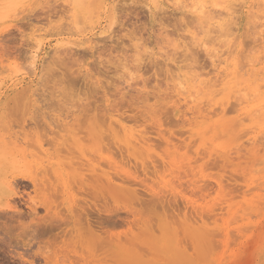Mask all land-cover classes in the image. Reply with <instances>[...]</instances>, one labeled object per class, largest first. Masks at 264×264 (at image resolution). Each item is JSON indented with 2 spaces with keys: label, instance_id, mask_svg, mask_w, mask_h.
<instances>
[{
  "label": "rangeland",
  "instance_id": "374dc122",
  "mask_svg": "<svg viewBox=\"0 0 264 264\" xmlns=\"http://www.w3.org/2000/svg\"><path fill=\"white\" fill-rule=\"evenodd\" d=\"M202 5L208 10L199 16L196 14V8ZM227 66L232 67L229 69L231 72L225 71ZM220 73L223 75H220L221 78ZM227 74H231L230 78ZM198 77L199 82L200 80L202 82L199 83L197 80L199 84L194 86L196 81H191ZM225 77L228 79L225 80ZM183 79L187 87L184 86ZM188 82L189 85L193 84L190 88ZM200 84L202 85L199 86ZM68 85L69 89L62 90V87ZM181 85L187 89L181 88ZM192 86L196 90H193ZM66 89L68 94L77 91L78 93L74 92V95H82L77 97L73 95L72 99V95H67ZM181 89L185 92H181ZM238 89H243L242 92L239 91L243 97L240 93L238 97ZM23 90L26 91V96ZM198 90L201 92L197 93ZM18 91H22L21 94L18 93L20 95H17ZM186 92L188 95L184 94ZM83 96L89 97L88 101L83 98V101L86 100L84 106L86 102L89 103L87 107H83L80 98ZM190 97L193 101L195 99L196 103L191 102ZM197 102L201 104L198 105ZM83 111L90 115L94 113V116L101 120L98 127L94 126L98 122L96 117L95 124L93 123L95 118L93 116L92 120L89 117L93 125L85 126L86 123L91 124L87 118L86 122L82 121L85 120L82 117L86 113ZM73 115H78L82 119L79 118L81 126L75 128V133L79 129L84 130L83 134L86 136L88 131L85 130L94 128L95 134L105 136L106 143L101 137L100 140L97 137L96 145L89 141L88 135L87 140H84L86 137L78 134L82 149H85L83 145H93L87 146L88 149L85 150L88 152L97 149L99 143L105 144L104 146L108 143L105 149L109 150L100 148L98 151L102 149L103 155H108L111 162L116 163L112 165L114 167L112 169L127 170L122 171L123 176L121 175L120 179L113 176L116 191L120 188V195L124 194L126 199L129 195L135 197L130 192L138 188L139 193L143 195L136 196L138 199L135 197L138 207L133 208L149 209V212L142 211L146 212L142 219L136 213L137 218L132 217L133 212L129 214L128 205L136 204L131 203L129 197L127 199L130 203L125 202L126 207L123 201L119 203L121 197L119 199L115 195L116 199L113 195L117 193H113L107 196L108 201H112L109 202L112 204V206L109 204V213L111 211L112 214L115 210H118V213L111 216L107 214L106 217L107 215L103 213L89 212L88 218L91 223L94 220L104 224L105 228H101L100 224L93 221L92 224L100 231L99 234L111 231L114 232L113 235L116 233L120 237L122 234L123 237L126 233L131 234L132 225L135 229L137 223H140V229L136 232L138 234L144 232L143 226L148 229V223L149 228L155 223L154 229L153 226L151 229L162 232L153 231L157 237L153 235L152 238L155 241L159 239L158 246L172 249L174 240L170 241L173 239L169 236L171 232L172 234L176 232L177 235L180 232L181 235L187 228V231L192 230L204 239L195 247L198 249L194 256L196 260L182 264H264V0H0V229L3 228L0 230V264H24L23 262L31 260L33 264H45L40 257L33 256L37 249L42 247V250L43 248L47 250L49 247L48 249L52 251L54 248L58 249L63 239L65 241L69 239V234H65V237H68L63 238L64 235L61 234V237L58 233L64 229L62 233L66 231L69 233L71 224L66 226L61 224L60 229L59 225L58 227L54 225V230L52 224L46 227L45 223L48 220L43 222L44 219H48L45 210L34 206L39 205L40 195L28 182H24L26 186L23 182H16L19 186L14 183L16 186L13 184L10 188L7 174L18 169V166L13 165L15 160L11 161L9 153L12 151H15L16 160L25 162V167L19 166L20 171L35 172L38 168L36 162L43 163L35 158L39 155L35 148L33 149L37 155L32 156L24 150L25 147L20 141H16L15 133L20 131L18 129L20 126L22 127L20 119L22 124L24 121L28 123L29 119L40 124L43 122L52 124L54 132L62 135L65 134L62 124H73L75 118ZM102 121H105L103 122L105 127ZM30 122L29 126L34 127ZM31 128L27 127L30 130ZM96 128L101 130L97 131ZM51 132L53 131L48 128L45 131L53 136ZM143 142L147 144L143 145ZM137 144L143 148L139 145L142 148L140 150ZM133 145L138 146L140 150V154L137 155L139 159L134 158L135 155L130 152V149L132 151L136 149ZM21 148L25 152L19 153L22 151ZM45 148L50 147L45 145ZM128 151L132 155L131 159ZM24 153L28 155L27 162L20 157ZM97 155L98 158L102 156ZM27 163L34 164L36 170H33L35 168H32V165L28 169ZM143 163L147 164L146 171H149L151 176L145 173L146 166ZM103 166L108 169L107 166ZM130 170L136 173L138 170L141 176L135 172V176H131ZM157 170L163 177L155 174ZM98 171L101 170H97L100 175ZM186 171L189 175L185 178L192 181L190 182L193 183L194 189L189 181L183 183L186 181L185 178L183 182L182 178H178L180 179L178 183L176 176L180 173V176L187 175ZM48 172L52 174L51 171ZM124 172H130L127 176L133 181L127 183ZM50 174L48 179L51 178L50 181L53 182L52 179L55 178L53 175L50 177ZM136 175L140 177L139 179L146 178L147 185L144 186V182L136 185L138 179ZM76 186L73 187L76 189L78 187ZM59 189V191L50 189L53 196L48 192L52 200L62 197L61 187ZM97 189H99L96 190V193L97 191L99 193L97 197H102L103 190ZM127 189L128 193L124 192ZM76 191H79L78 188ZM15 192L18 193V197L14 195ZM76 193L75 199L71 198L69 201L77 202L74 204L76 206L74 211L78 215L82 214V208L91 206L97 198ZM150 195L153 197H149ZM183 197L196 202V205H187V200ZM78 198L84 200L87 205L80 206L79 203L83 201ZM58 199L53 201L57 202ZM99 199L97 200L104 203L103 198ZM31 200L34 202L37 200V203L33 205ZM61 200H58L61 204L57 202L60 204L58 212L62 216H69L67 207ZM118 205L122 207L119 208L120 213ZM33 207L36 211L32 210ZM125 207L128 213L126 211L123 213ZM152 207L154 210H151ZM150 212H154L155 215ZM166 213L171 218L169 222L166 220L168 216ZM197 213L205 219L198 218ZM147 214L152 220L148 219ZM160 214L162 217L164 214V217L162 218ZM174 215L177 220L172 217ZM185 216L186 220L190 218L189 223ZM83 218L82 216L85 223L86 219ZM143 218L147 224H144ZM38 219L40 221H37ZM100 219L103 222H100ZM27 226L28 229L25 228ZM126 228L130 232H125ZM167 228L169 232L171 231L169 235L166 233ZM240 230L242 232H239ZM223 231L229 232L230 237L224 236ZM34 234H37L36 237L39 239L33 237ZM56 235L60 239L55 238ZM130 236L132 238V234ZM53 237V242L47 241ZM125 237L129 238V235ZM113 238L116 241L112 240V244L107 246L110 249L108 252L114 250L112 254L109 252L111 255L117 251L122 253V249L126 251L131 249L129 240L128 246L125 243L127 239L125 242L121 241V244L119 242L118 246L117 240L121 239H117L116 235ZM10 240L13 242L10 243ZM18 251H22L24 255ZM191 252L193 250L190 249L188 253ZM101 253L104 255L105 252L101 250L96 255ZM103 255L99 257L103 258ZM29 258L31 260H28ZM73 264H81V261L79 263L76 260Z\"/></svg>",
  "mask_w": 264,
  "mask_h": 264
},
{
  "label": "bare ground",
  "instance_id": "6f19581e",
  "mask_svg": "<svg viewBox=\"0 0 264 264\" xmlns=\"http://www.w3.org/2000/svg\"><path fill=\"white\" fill-rule=\"evenodd\" d=\"M231 1V0H230ZM70 3V2H69ZM151 3V2H150ZM71 6V5H70ZM197 7V6H196ZM207 8L205 7V5H202V6H200V7H198V8H196V14H198L199 16L200 15H204L206 12H207ZM248 10V9H247ZM250 11V10H249ZM248 16V15H247ZM250 16V15H249ZM230 68H232V67H230V66H227V68L225 69V71H230L231 72V70H229ZM235 69V68H234ZM236 70V69H235ZM224 71V72H225ZM232 71H233V69H232ZM223 74V73H222ZM225 74H226V72H225ZM232 74H233V72H232ZM236 72H235V75L234 76H236ZM239 74V73H238ZM221 75V73L219 74V76ZM221 76H223V75H221ZM221 76H220V78H221ZM227 76H229L228 78H230V76H231V74L230 75H228L227 74ZM197 78V77H196ZM192 79V81L191 82H193V80L194 81H196L195 82V84H194V86H196V84H199L200 82H202L201 80H200V82H199V77H198V79ZM226 78L227 77H225V80H226ZM227 78V79H228ZM234 79V78H233ZM232 79V80H233ZM197 80H198V82L199 83H197ZM182 81H184V86H186L185 85V80L183 79ZM187 81V80H186ZM189 82H190V80H188ZM223 81V80H222ZM189 82H188V88H190V85H193L192 83L189 85ZM231 82V81H230ZM234 82H236V80L234 81ZM72 83H73V81H72ZM224 83V82H223ZM237 83V82H236ZM181 84H183V83H181ZM228 84V83H227ZM230 84V83H229ZM233 84V83H232ZM242 84V83H241ZM202 84H200L199 86H201ZM224 85V84H223ZM239 85V84H238ZM71 87H73L72 86V84L70 85ZM70 86L68 85V86H64V87H62V90L63 89H65V88H70ZM182 86V85H181ZM180 86V87H181ZM184 86H182L181 88H183ZM194 86H192V87H194ZM237 86V85H236ZM248 86V85H247ZM247 86H246V88H247ZM250 86V85H249ZM248 86V87H249ZM187 87V86H186ZM183 88V89H187V88ZM199 88H201V87H199ZM238 88V87H237ZM245 88V87H244ZM245 88V89H246ZM67 90V89H66ZM74 90H76V89H74ZM73 90V91H74ZM192 90V89H191ZM190 90V91H191ZM193 90H196L195 89V87H194V89ZM192 90V91H193ZM202 90H203V88H202ZM242 90L243 89H238V97H240V95H241V92H242ZM249 90V89H248ZM247 90V91H248ZM24 92V96H26V94H25V90H23ZM54 91V90H53ZM61 91V90H60ZM191 91V92H192ZM200 90H198L197 91V93L199 92ZM237 91V90H236ZM239 91H241V92H239ZM250 91V90H249ZM252 91V90H251ZM250 91V92H251ZM21 92L22 91H18V92H16L17 93V95H20L21 94ZM27 92H29V91H27ZM74 92H77V91H74ZM74 92H72L71 91V93H73V94H68V90H67V95H72V99H73V97L74 96H81V95H74ZM181 92H185L184 90L182 91V89H181ZM196 92V91H195ZM194 92V93H195ZM201 92V91H200ZM15 93V94H16ZM18 93H20V94H18ZM45 93H46V91H45ZM55 93V92H54ZM78 93V92H77ZM87 93V92H86ZM188 92H186V93H184V94H187ZM236 93V92H235ZM239 93H240V95H239ZM244 93H245V91H244ZM85 94V93H84ZM183 94V93H182ZM193 94V93H192ZM192 94H189L190 96H193ZM236 94V95H237ZM66 95V96H67ZM74 95V96H73ZM88 95V94H87ZM188 95V94H187ZM243 95V94H242ZM241 95V96H242ZM245 95V94H244ZM247 95V94H246ZM16 96V95H15ZM64 96H65V94H64ZM234 96V95H233ZM249 96V95H248ZM23 97V96H22ZM86 97V96H85ZM84 96L83 97H80L81 99H82V101H83V98H85ZM189 97V96H188ZM194 97V96H193ZM232 97V96H231ZM237 97V96H236ZM243 97V96H242ZM241 97V98H242ZM18 97H16V99H17ZM24 98V97H23ZM88 98L89 97H87V98H85L87 101H88ZM191 98V102H193V103H196V101H195V99H194V101L192 100V97H190ZM247 98V97H246ZM248 98H250V97H248ZM185 99H187V98H185ZM239 99V98H238ZM237 99V100H238ZM245 99V98H244ZM71 100V99H70ZM86 100H84V101H86ZM239 100H241V99H239ZM243 100V99H242ZM241 100V101H242ZM78 101H79V99H78ZM84 101L82 102V104L84 103ZM189 101V102H190ZM187 102V101H186ZM109 103V102H108ZM188 103V102H187ZM198 103V105H199V103L200 102H197ZM89 103L88 102H86L85 103V106L87 107V105H88ZM201 104V103H200ZM224 105V104H223ZM84 106V104H83V107H85ZM82 107V106H81ZM19 108V107H18ZM108 108H110V106L108 105ZM224 108H225V106H224ZM191 109V108H190ZM196 109V108H195ZM198 109H199V107H198ZM198 109H197V111H198ZM13 110V109H12ZM17 110V109H16ZM111 109H109V111H110ZM21 111V110H20ZM95 111V110H94ZM97 111V110H96ZM200 112H201V110H199ZM225 111V110H224ZM16 112V111H15ZM86 112V111H85ZM84 111H83V113H85ZM196 112V111H195ZM92 113H93V111H92ZM97 113V112H96ZM12 114H13V112H12ZM11 114V115H12ZM20 114V113H19ZM18 114V115H19ZM87 114V115H86ZM110 114H112V113H110ZM194 114H196V113H194ZM85 115H86V117H85ZM85 115H84V117H82V119H85V118H87L88 119V121H90L89 119L93 116V117H95L94 115V113H93V115L91 114H89V113H85ZM253 115V114H252ZM73 116H75V115H73ZM80 116H82V114L80 115ZM80 116H78V115H76L75 116V118H74V123L73 124H71V123H63L62 125H63V131H65V134H59V133H55L54 132V129L52 128V124L50 125V124H47V123H45V122H43V124L41 123H36V122H34L32 119H29V121H28V123L30 122V123H32V124H30V125H33L34 127H30L29 126V124L26 122V121H24V124H22V119H20L21 121V123H20V125H22V127L20 126L19 127V125L17 126V127H19L18 129L20 130V131H17L18 133H15L16 135V141H20L23 145H24V147H23V145H21L23 148H24V150H26L27 152H29L32 156H36L37 154H39V155H37L35 158H37V159H40L41 160V162H43V163H38V161L37 160H35V162H36V164H37V170H36V167L34 166V164L32 165L33 167L32 168H35V169H33V170H36L35 172H30V173H26V172H23V171H20L19 170V168L20 167H25L26 165H25V162L23 161V162H19V160L17 159L16 160V158H15V151L13 152H10L9 154H10V157L12 158L11 159V161L12 162H14V160H15V162H14V164L13 165H16V166H18V169H17V171H13V172H11L10 174H7V177H8V183H9V186H10V188H12L13 187V184L14 183H16V182H23V184H24V182H28V183H30L32 186H33V189H34V191L38 194V195H40V197H38L39 199H40V201L38 200V202H39V205L37 204H35V202L37 201H32L33 202V205L35 206V208H37L36 206H39V207H41V208H43L44 210H45V214H46V217L48 218V219H42V218H40L41 220H43V222H45V220H48V221H46L47 223H48V225H47V223H45L46 224V227L47 226H49V225H51V227L53 228L54 227V225H57L56 227H58V225H59V229H60V226H61V224H64L65 226L66 225H68V224H71V226H70V229H68V231H69V233L66 231L65 233H62L63 231H60V233H58V235L59 236H61V234L62 235H64V237L63 238H67V237H65V234H69V239L67 240V241H65V239H63L62 240V242L60 243L59 241V239H60V237H58V235H56L55 236V238H59L57 241H58V243H60L61 245H58V249H55L54 248V250H52V251H50L48 248H47V250L45 249L44 250V248H43V250H42V247L41 248H39V249H37V251L35 252V254L33 255V256H38V257H40L44 262H45V264H67V262H70L69 264H73V262L75 261L76 262V260L77 261H79V263H80V261H81V264H182V263H184V262H190V261H194V260H196V259H194V256L197 254V252H198V249H195V247L204 239L203 238V236H198L199 234H195L192 230L191 231H187V228H186V230H184V232H183V234H181L182 235V237H180L181 235L178 233V235L176 234V232H173V234H174V236H173V234H172V232H171V234L169 235V225L170 224H168V228H167V232L166 233H168V235L169 236H171V239L172 240H170V241H172L173 242V240H174V244H173V248L172 249H170V248H163V247H161V246H158V240L157 241H155L154 240V238H152V237H154L155 236V234H153V231L154 230H152L151 229V226H153L152 228L154 229V225H155V223H153V224H151V226H150V228H149V223L147 224L146 222V219H144L143 218V221L145 222H143L144 224H147V227H148V229H146V227L145 226H143L144 227V229H142L144 232L142 233H136L137 231H139V229H140V226H139V224L140 223H137L138 225L136 226V228L139 226V228L136 230V231H134L135 229L133 228L134 227V225H132L133 227H132V230L133 231H131V234H132V238H130L131 236V234H127L126 233V235H125V233H124V235L125 236H127V235H129V238L128 237H125V236H123L122 237V234H121V236L120 237H118L117 235L118 234H116L115 233V235H116V237H117V239H121V237H122V239L121 240H117V242H118V246H120L119 245V242H120V244H121V241H123V242H125L126 241V239H127V241L125 242V243H127V246L129 245L130 247H131V249L129 250V251H126V250H124V249H122V253H114L113 255H111L113 252H114V250L111 248V247H109V248H111L113 251H109L108 252V250H110V249H108V247L107 246H110V243L112 242V240H114V241H116L114 238H113V236L115 237V235H113V233L114 232H111V231H108L107 230V227H106V230L109 232V233H111L112 235H110L109 233H107V232H103L104 234H102V232L99 234V232L100 231H98V230H96V227L92 224L93 223V221H92V223L90 222L91 220L88 218L89 217V212L90 211H96L95 213H97L98 212V214L99 213H103V214H105V215H107V214H109V216H111L113 213H118V210L116 211L115 210V212L114 211H112V214H111V211H110V213H109V204L112 202V201H108V197H109V195H112L113 193H117V194H114L113 196L115 197V195H116V197H121V199H120V201H119V203L121 202L122 203V201L125 203H130L129 201H128V199H129V197H130V195L126 198V199H124V194L121 196L120 194L121 193H119V189L116 191V185L115 186H113L114 185V183H115V181H114V179H113V176L115 177L116 176V178L117 177H119V179L123 176V174H121V173H123L122 171H127V170H120V171H117V170H115V169H112V168H114L112 165H115L116 163H112L111 162V157H109L108 155H103V152H101L102 151V149L104 150L105 149V147L106 146H108L107 144H106V146H104V145H102V144H100L99 143V145H101V146H97V149H91V150H88V152H87V150H85V149H88V147H93V145H83L84 146V148L85 149H82V147H81V145H80V141H79V138L78 137H80V135H81V137L83 136V138L84 137H86L84 140H87V135H88V138H89V141H91V142H93V144H96L97 145V143H98V138L99 137H101V138H99V140L101 139L103 142H105V140H104V138H105V136H104V134H103V136L104 137H102V135L100 134H95V129L94 128H89V129H87V130H85L88 134H86V136H84L85 134H83V132H84V130L83 131H81L80 129L78 130V132L77 133H75L76 132V129H77V126L79 127V125L81 126V118H80ZM151 116V115H150ZM14 117V116H13ZM34 117V116H33ZM90 117V118H89ZM92 117V118H93ZM97 117V116H96ZM96 117L95 118H93V123L95 124V119H96ZM149 117V116H148ZM147 117V118H148ZM152 117V116H151ZM150 117V118H151ZM199 117H200V115H199ZM81 120H80V119ZM92 118H91V120H92ZM153 118V117H152ZM24 119V118H23ZM87 119H85V120H82V121H84V122H86V120ZM97 119H98V117H97ZM96 119V121L98 122L97 123V125H94L95 127L97 126L98 127V125H99V122L101 121V120H97ZM17 120V119H16ZM106 120V119H105ZM148 120V119H147ZM15 121V119L13 120V122ZM115 121V120H114ZM113 121V122H114ZM18 122V121H17ZM103 122H105V121H102L101 123H103ZM146 122H148V121H146ZM152 122H153V120H152ZM152 122H149L150 124L152 123ZM156 121H154V123H155ZM93 123H91V121H90V123L89 124H91V125H88L87 123V125L85 124V126H92L93 125ZM100 123V125H102ZM158 123V122H157ZM156 123V125H159V124H157ZM82 124H84V123H82ZM105 123H103V126L105 127L106 125H104ZM13 125H14V123H13ZM156 125H154V126H156ZM161 125V124H160ZM75 126V127H74ZM84 126V127H85ZM123 126V125H122ZM153 126V127H154ZM27 127L28 128H31V130L30 129H27ZM157 127V126H156ZM21 128V129H20ZM47 128L49 129V130H51V131H53V132H51V134H53V136L52 135H49V133H45V131L47 130ZM76 128V129H75ZM87 128V127H86ZM100 128H102V127H100ZM155 128V127H154ZM154 128H152V129H154ZM158 128V127H157ZM83 129H85V128H83ZM28 130H30V131H28ZM96 130L97 131H99V130H101V129H97L96 128ZM102 132V131H101ZM83 135H82V134ZM55 134V135H54ZM78 134H80L79 136H78ZM11 135V134H10ZM14 136V135H13ZM98 137V138H97ZM15 140V139H14ZM106 140H108V137H107V139ZM144 141H146V139H143ZM9 141H10V139H9ZM8 142V141H7ZM90 142V143H91ZM106 143V142H105ZM144 143L145 142H143V145H144ZM6 144H8V143H6ZM11 144H15V143H11ZM17 144V143H16ZM92 144V143H91ZM145 144H147V143H145ZM17 145H19V143L17 144ZM16 145V146H17ZM45 145H47L48 147H50V148H45ZM138 146L140 145V144H137ZM15 146V147H16ZM88 146V147H87ZM104 148H103V147ZM138 146H136V145H133V147H135L134 149H135V151L133 150H131L130 148H128V150L130 149V152H132V155H135L134 156V158H138L139 159V157H137V155H139L140 153V150L143 148V146H139V149L137 148ZM33 148H35L36 149V151H37V154L35 153V149H33ZM100 148H102L101 149V151L99 150L98 151V149H100ZM22 149V148H21ZM34 151H33V150ZM108 150H109V148H107ZM107 149H105V150H107ZM137 149L139 150V151H137ZM23 149H22V151H20L19 153H23V152H25ZM95 150H97L98 151V153H96V152H94ZM26 152V153H27ZM129 151H128V153H129V158H130V156H132V155H130L131 153H130ZM134 152V153H133ZM137 152H138V154H137ZM18 153V154H19ZM40 153H41V155H40ZM136 153V154H135ZM29 154V155H30ZM95 154H96V156H95ZM97 154H101L102 156H100L99 158H98V155ZM27 155V154H26ZM25 155V153L24 154H22V156H20L21 157V159L22 160H25L26 159V162H27V156ZM43 155V156H42ZM32 156H31V158H32ZM38 156H42L41 158L40 157H38ZM30 157V156H29ZM97 157V158H96ZM133 158V157H132ZM20 159V158H19ZM131 159V158H130ZM30 160V159H29ZM33 160V161H34ZM31 161H32V159H31ZM30 162V161H29ZM102 162V163H101ZM129 162V161H128ZM136 162H138V160L136 161ZM142 162H144V161H142ZM32 163V162H31ZM112 163V164H111ZM28 165H29V163H27ZM27 165V166H28ZM31 165H29L28 166V169H29V167H31ZM103 165H105V166H107L108 167V169H106ZM112 167H111V166ZM125 165V164H124ZM140 165V164H139ZM143 165H147V164H144L143 163ZM20 166V167H19ZM137 167H138V163H137V165H136ZM22 167V168H23ZM137 167H135V169L137 168ZM143 167V166H142ZM144 168V167H143ZM98 169H100L101 171L99 172V173H101L100 175L97 173V170ZM138 169V168H137ZM148 168H147V166H146V169L144 168V170H145V173H147L148 175H150V172L148 173L146 170H147ZM179 169H181V168H179ZM179 169H178V171H179ZM19 170V171H18ZM21 170H23V169H21ZM139 170H140V168H139ZM151 170L153 171V169L151 168ZM48 171H51V173L52 174H50ZM131 171V170H130ZM166 171V170H165ZM164 171V172H165ZM170 171V170H169ZM169 171H167V173L169 172ZM134 172H135V174H139L138 173V170H137V173H136V171H131V176H135V174H134ZM140 172V171H139ZM144 172V171H143ZM171 172H172V170H171ZM170 172V173H171ZM175 173L177 172V171H174ZM173 172V173H174ZM187 172V171H186ZM129 173V175H130V172H128ZM128 173L126 172H124V174L126 175H124V177L126 178V180H128V181H126L127 183L128 182H131V181H133L132 180V178H130L131 179V181L129 180V177L130 176H127L128 175ZM144 173V174H145ZM161 174H162V172H160ZM188 173V172H187ZM48 174H50V177H52L51 175H53L54 176V178L55 179H52V180H54L55 181V183H54V181L53 182H51L50 180H51V178H49L48 179ZM97 174V175H96ZM146 174V175H147ZM156 175H158L159 173H158V170L156 171V173H155ZM172 174V173H171ZM177 174H179V173H177ZM181 174V173H180ZM180 174L179 175H177L176 177H177V179L178 178H182V182L184 181V178H185V176L186 177H188V175H189V173L186 175H181L180 176ZM184 174V173H183ZM87 175L89 176V177H87ZM122 175V176H121ZM160 175V174H159ZM173 175V174H172ZM176 175V174H175ZM121 176V177H120ZM138 176H141V174H139ZM137 175H136V178L138 177ZM144 176V175H143ZM151 176V175H150ZM161 176V175H160ZM178 176H180V177H178ZM183 176V177H182ZM191 176V175H190ZM123 177V178H124ZM148 177V176H147ZM161 177H163V176H161ZM175 177V178H176ZM124 178V179H125ZM136 178L134 179V180H136ZM140 177H138V179L136 180L137 182V184L136 185H141L140 184V182L141 183H143L144 182V186H146L145 185V181H146V178L145 177H143V178H145L144 180L143 179H139ZM174 178V179H175ZM190 178V177H189ZM193 178V177H192ZM180 179H178V183H179V181H180ZM139 180H141V181H139ZM143 180V181H142ZM185 180H186V178H185ZM193 180V179H192ZM138 181H139V183H138ZM190 182L191 180L189 179V180H186L185 182H183V183H186V182ZM152 182V181H151ZM192 182V181H191ZM190 182V183H191ZM149 183V182H148ZM177 183V184H178ZM182 183V184H183ZM192 184V187H190V188H192V189H194V185H193V183H191ZM16 185H17V183H16ZM15 184H14V186H16ZM25 185V184H24ZM75 187V185H77L76 187L78 188V192H80L79 194H85L87 197L88 196H92V198L93 197H95V199L97 198V199H99V198H103V200H104V203H102V201H98L97 199L95 200L96 201V203H94L93 202V200H92V205H93V208H91L92 207V205L91 204H89V205H91V206H88V207H86V208H82L81 209V212H82V214H80L79 212V214L78 215H76L75 214V209H74V204L75 203H77V202H75V200L74 201H71V202H73V203H71L69 200L71 199V198H74L75 199V196H74V194L77 192L76 191V189L73 187V186ZM132 185H133V183H132ZM143 185V184H142ZM187 185V184H186ZM185 185V186H186ZM19 185H17V187H18ZM26 186V185H25ZM119 186H121V185H119ZM182 186V185H181ZM188 186H191L190 184H188ZM16 187V188H17ZM23 187V186H22ZM59 187H61V191H62V194H61V196L62 197H60V194H59V196L58 197H60L59 199H62L61 201L62 202H64V203H62V204H65V206L67 207V211H68V215L69 216H62L59 212H58V209L60 208L59 206H60V204H61V202L60 201H58L59 199L58 198H56V199H58L57 200V202H59L60 204H57V202L56 201H53V200H56V199H54L53 197V200L49 197L50 195H52V192H50V189H54L55 191H59L60 189H59ZM115 189H114V188ZM123 187V186H122ZM10 188H9V190H10ZM16 188H14V189H16ZM73 188H74V190L75 191H73ZM97 188H100L101 190H103L102 192H101V196L102 197H100L99 196V198L97 197L98 195L97 194H99L98 193V191H97V193H96V190H99V189H97ZM189 188V187H188ZM13 189V190H14ZM124 189V188H123ZM123 189H122V191H123ZM142 189V188H141ZM12 190V189H11ZM149 190V189H148ZM15 191V190H14ZM18 191V190H17ZM114 191H116V192H114ZM127 191V192H126ZM130 191V190H129ZM144 190H142V192H143ZM147 191V190H146ZM150 191H152V190H150ZM195 191V190H194ZM48 192H50L51 194L49 195V193ZM75 192V193H74ZM78 192L76 193V195L78 194ZM124 192H126V193H128V189L127 190H125ZM141 192V191H140ZM16 194H14L15 196H17L18 197V193L17 192H15ZM118 193H119V196H118ZM20 194V193H19ZM25 194V193H24ZM54 194V193H53ZM55 194H56V192H55ZM78 194V195H79ZM130 194H133L135 197L136 196H139V195H141L142 193H139V189L138 188H134L133 190H132V192H130ZM185 194V193H184ZM201 194H203V193H201ZM125 195H127V194H125ZM143 195V194H142ZM204 195V194H203ZM203 195H201L202 197H203ZM207 195V194H206ZM20 196H21V194H20ZM24 196V195H23ZM28 196V195H27ZM53 196V195H52ZM81 196V195H80ZM86 196H84V197H86ZM108 196V197H107ZM152 195H150L149 197H151ZM153 196H154V192H153ZM152 196V197H153ZM185 196H186V194H185ZM13 197V196H12ZM11 197V198H12ZM36 197H37V195H36ZM115 197V198H116ZM135 197H132V195H131V197H130V201H131V203H134V204H136V205H128L129 207V211L131 212H129V214H132V212H133V214H137L138 215V217L140 218V219H142L141 217H142V215H143V217H145L146 216V212L143 214L142 213V211H146L147 210V207H144V208H146V209H144L143 208V210L141 209V208H139V210H138V201H137V199L135 198ZM160 197H162V196H160ZM179 197H180V195H179ZM188 197V196H187ZM205 197H207V196H205ZM204 197V198H205ZM20 198V197H19ZM63 198H64V200H63ZM80 198H82V197H80ZM80 198H78L79 200H82V199H80ZM123 198V199H122ZM133 198V199H132ZM135 198V199H134ZM155 198V197H154ZM153 198V199H154ZM15 199V198H14ZM86 199V198H85ZM117 199V198H116ZM118 199V200H119ZM132 199V200H131ZM183 199H185V200H187V205H196V202H194V201H192V200H188V198H186V197H183ZM246 199V198H245ZM72 200V199H71ZM100 200V199H99ZM109 200H111L110 198H109ZM125 200V201H124ZM133 200H136L137 202L135 203V202H132ZM144 200V199H143ZM160 200H162V199H160ZM159 200V201H160ZM76 201H78V200H76ZM83 202H84V200H82ZM101 202V204H103V205H99V203L98 202ZM145 201V200H144ZM151 201H152V199H151ZM157 201H158V199H157ZM184 201V200H183ZM182 201V202H183ZM79 203V205L80 206H82V205H85L86 203L84 202V203ZM110 202V203H109ZM140 202V201H139ZM162 202H163V200H162ZM166 202V201H165ZM37 203V202H36ZM88 203V202H87ZM89 203H90V201H89ZM120 203V204H121ZM126 203L125 204H123V205H126ZM141 203V202H140ZM140 203H139V205H140ZM152 203H155V202H152ZM160 203V202H159ZM159 203H157V206H158V204ZM156 204V203H155ZM163 204V203H162ZM217 204V203H216ZM77 205V204H76ZM87 205V204H86ZM111 206H112V204H110ZM114 205V204H113ZM164 205H165V203H164ZM167 205V204H166ZM169 205H171V204H169ZM215 205V204H214ZM8 206V205H7ZM79 206V207H80ZM100 206V207H99ZM110 206V207H111ZM116 206V205H115ZM119 207H118V209L119 208H121L122 209V207H120L121 205H118ZM133 206H137V207H134L133 208ZM141 206V205H140ZM139 206V207H140ZM155 206V205H154ZM173 206V205H172ZM193 206H191L192 208H194ZM199 206V205H198ZM9 207V206H8ZM124 207V206H123ZM126 207H127V205H126ZM126 207H125V209H126ZM166 207V206H165ZM75 208H76V206H75ZM135 208H137V209H135ZM148 208H150V207H148ZM156 208V207H155ZM163 208H164V206H163ZM169 208V207H168ZM179 208H180V206H179ZM178 208V209H179ZM198 208V207H197ZM203 208V207H202ZM10 210L12 209H14V208H9ZM8 209V210H9ZM34 209V207L32 208V210ZM38 209V208H37ZM124 209V208H123ZM122 210L123 211V213L126 211L127 212V210L128 209H126V210ZM153 209V207L151 208V210ZM181 209V208H180ZM188 210H189V208H187ZM186 209V210H187ZM3 210H5L4 208H3ZM3 210H1V211H3ZM7 210V211H8ZM112 210V209H111ZM141 210V211H140ZM149 210V209H148ZM147 210V211H148ZM154 210V209H153ZM165 211H166V209H164ZM168 210V209H167ZM175 210V209H174ZM188 210H187V213H189L188 212ZM198 210V209H197ZM34 211H36V209H34ZM33 211V212H34ZM66 211V212H67ZM120 209H119V213H120ZM168 211H170V210H168ZM183 211V210H182ZM6 212V211H5ZM9 212V211H8ZM149 212V211H148ZM171 212V211H170ZM177 212H178V210H177ZM12 213V212H11ZM14 213H16L15 212V210H14ZM13 213V214H14ZM35 213V212H34ZM128 213V212H127ZM150 213H152V212H150ZM149 213V214H150ZM154 213V212H153ZM152 213V214H153ZM169 213V212H168ZM172 213V212H171ZM171 213H169L170 215H171ZM192 213V212H191ZM190 213V214H191ZM204 213V212H203ZM126 214V213H125ZM132 214V217H136V214L135 215H133ZM167 214V213H166ZM169 214H167L168 216H167V219L166 220H168V222H169ZM179 214H180V212H179ZM198 215H199V213H197ZM1 215V214H0ZM17 215H18V212H17ZM20 215V214H19ZM18 215V216H19ZM85 215V216H84ZM153 215H155V214H153ZM158 215V214H157ZM161 215V217H162V214H160ZM173 215V214H172ZM184 215H186V213H184ZM82 216L86 219V222L84 223V221L82 220ZM99 216H101V215H99ZM128 216V215H127ZM130 216V215H129ZM175 216V215H174ZM174 216H172L173 218H176V216L174 217ZM179 216V215H178ZM182 216V215H181ZM188 216V215H187ZM187 216H185V220H186V218H187ZM92 217H93V214H92ZM105 217V216H104ZM106 217H108V215L106 216ZM147 217H148V219L149 220H152V218L151 217H149V215L147 214ZM154 217V216H153ZM163 217H164V214H163ZM162 217V218H163ZM201 217V215H199V217L198 218H200ZM203 217V216H202ZM201 217V218H202ZM83 218V219H84ZM137 218V217H136ZM138 218V219H139ZM192 218V217H191ZM193 218H194V216H193ZM192 218V219H193ZM197 218V219H198ZM204 218V217H203ZM97 219V218H96ZM138 219H137V221H138ZM154 219V218H153ZM161 219V218H160ZM171 219V218H170ZM205 219V218H204ZM245 219V218H244ZM249 219V218H248ZM263 219V218H262ZM148 220V221H149ZM155 220V219H154ZM157 220V219H156ZM162 220V219H161ZM164 220V219H163ZM176 220H177V218H176ZM175 220V221H176ZM180 220V219H179ZM184 220V219H183ZM189 220H190V218H189ZM189 220H186V221H188V223L190 222ZM199 220H201V219H199ZM34 221H36V218H35V220ZM37 221H40L39 219L37 220ZM102 220L100 219V222H101ZM135 221H136V219H135ZM172 221V220H171ZM170 221V222H171ZM174 221V220H173ZM172 221V222H173ZM201 221H203V219L201 220ZM103 222V221H102ZM133 222H134V220H133ZM139 222V221H138ZM158 222V221H157ZM167 222V223H168ZM179 222V221H178ZM248 222V221H247ZM246 222V223H247ZM39 223V222H38ZM40 223H42V222H40ZM94 223L96 224V223H98V222H95L94 221ZM113 223V222H112ZM142 223V222H141ZM183 223H185V224H187L185 221H183ZM249 223V222H248ZM37 224V223H36ZM45 224H42V225H45ZM100 223H98V225H99ZM128 223H126V225H127ZM132 224V223H131ZM135 224V223H134ZM157 224V223H156ZM184 224V226H186ZM4 225V224H3ZM115 225V224H114ZM129 225H130V222H129ZM129 225H128V227H129ZM136 225V224H135ZM142 225V224H141ZM175 225H176V222H175ZM182 225V224H181ZM7 226V225H6ZM23 226V225H22ZM21 226V227H22ZM41 225L39 224V227H40ZM101 228H103L104 227V224L102 225V223L99 225ZM158 226V225H157ZM188 226V225H187ZM186 226V227H187ZM5 227V226H4ZM24 227V226H23ZM36 227V226H35ZM44 227V226H43ZM62 227V226H61ZM64 227V226H63ZM181 227V226H180ZM26 229H28V226L27 227H25ZM40 228H42V227H40ZM52 228H50V230L52 229ZM99 228V227H98ZM100 228V230L101 231H104V230H102ZM105 228V227H104ZM2 230H3V228H1ZM0 229V230H1ZM26 229H23V230H26ZM30 229V228H29ZM146 229V230H145ZM155 229H156V226H155ZM163 229H164V227H163ZM180 228H178V230H179ZM53 230H54V228H53ZM141 230V231H142ZM181 230V229H180ZM6 231V230H5ZM129 231V230H128ZM127 231V228H126V231L125 232H128ZM158 231V230H157ZM182 231V230H181ZM10 232V231H9ZM45 232V231H44ZM130 232V231H129ZM134 232L136 233V234H134ZM155 233H158V232H156V230L154 231ZM162 232V231H161ZM161 232H159V233H161ZM239 232H242L241 230L239 231ZM24 233V232H23ZM27 233V232H26ZM26 233H24V234H26ZM120 233H123V232H120ZM165 233V230L163 231V234L165 235L166 234ZM223 233H225V231H223ZM222 234V233H221ZM239 234H243V233H239ZM37 235V234H36ZM36 235L34 234L33 235V237H36ZM154 235V236H153ZM230 235V233L228 232V233H225L224 234V236H227V237H230L229 236ZM260 235V234H259ZM15 236V235H14ZM21 236V235H20ZM173 236V237H172ZM62 237V236H61ZM157 237V235L155 236V238ZM31 238V237H30ZM38 237H36V239H37ZM50 238V237H49ZM123 238L125 239V240H123ZM225 238V237H224ZM223 238V240H225ZM10 239V238H9ZM39 239V238H38ZM161 239V238H160ZM18 240V239H17ZM20 240V239H19ZM21 240H22V238H21ZM52 240H54V237L50 240H47V241H52ZM128 240L130 241V243L128 242ZM169 240V239H168ZM227 240H230V239H227ZM13 242V240H10V243H12ZM16 241V240H15ZM47 241H45V242H47ZM186 241H187V245H186ZM31 245L33 244V241L31 240ZM44 242V243H45ZM53 242V241H52ZM160 242V241H159ZM171 242V243H172ZM18 243V242H17ZM16 243V244H17ZM22 243V242H21ZM26 244H27V241L25 242ZM30 243V242H29ZM124 243V244H125ZM48 244V243H47ZM112 244V243H111ZM115 244H116V242H115ZM114 244V245H115ZM18 245H20L19 243H18ZM161 245V244H160ZM28 246H29V244H28ZM49 246V245H48ZM104 246V247H103ZM116 246V245H115ZM124 245H122V247H123ZM187 246H189V247H187ZM32 247V246H31ZM99 247H101V248H99ZM103 247V248H102ZM191 247V248H190ZM27 248V247H26ZM30 248V247H29ZM51 248V247H50ZM53 248V247H52ZM105 248V249H104ZM124 248H125V246H124ZM19 249V248H18ZM23 249V248H22ZM25 249V248H24ZM95 249H98V251L96 250L95 251ZM102 251H104L105 253H104V255H103V253H101L104 257L103 258H100L99 257V255H101V254H99L98 256L96 255V253L97 252H100L101 250ZM106 249H107V251H106ZM116 249V248H115ZM191 249V250H193V252H191V254H189L188 253V251ZM49 250V251H48ZM79 250V251H78ZM118 250V249H117ZM22 251H25V250H22ZM22 251H18V253L20 254ZM80 251H82L81 253H79ZM33 252V253H34ZM107 252V253H106ZM29 253V252H28ZM17 254V253H16ZM21 254H23L24 255V253H21ZM27 254V253H26ZM25 254V255H26ZM107 254V256H105ZM108 254H110L111 256L109 257L108 256ZM18 255V254H17ZM22 255H20V257H21ZM29 256V255H28ZM20 257H19V259H20ZM22 257H24V256H22ZM32 256L30 255V258H31ZM28 259V260H31V259ZM78 258V259H77ZM24 259V258H23ZM33 259V258H32ZM35 259H36V257H35ZM25 260H27V258L25 259ZM21 261H22V259H21ZM36 261V260H35ZM29 261H26V263H28ZM24 264H26L25 262H23ZM35 263V262H34ZM28 264H33V262H32V260L28 263Z\"/></svg>",
  "mask_w": 264,
  "mask_h": 264
}]
</instances>
